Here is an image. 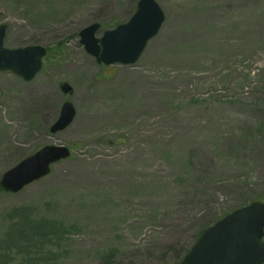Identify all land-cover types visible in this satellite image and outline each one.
<instances>
[{
	"label": "rangeland",
	"instance_id": "1",
	"mask_svg": "<svg viewBox=\"0 0 264 264\" xmlns=\"http://www.w3.org/2000/svg\"><path fill=\"white\" fill-rule=\"evenodd\" d=\"M157 1L166 21L140 60L106 66L79 34L99 23L101 38L139 0H0L5 47L48 51L31 82L0 71V181L44 146L72 150L0 193V264H179L264 202V0ZM65 102L76 117L52 134Z\"/></svg>",
	"mask_w": 264,
	"mask_h": 264
},
{
	"label": "water",
	"instance_id": "2",
	"mask_svg": "<svg viewBox=\"0 0 264 264\" xmlns=\"http://www.w3.org/2000/svg\"><path fill=\"white\" fill-rule=\"evenodd\" d=\"M165 20V12L157 0H140L127 23L106 31L101 38L96 37L101 25L94 23L80 32V42L100 65H133L158 35ZM7 29L6 24L0 25V71L12 72L31 82L43 69L47 49L39 45L9 49L4 45ZM60 88L66 95L73 94V88L66 82ZM75 117L74 105L65 102L50 132L65 130ZM70 156L69 147L44 146L6 171L0 187L6 193H19L49 176L53 165ZM181 264H264V203L256 201L236 209L206 229Z\"/></svg>",
	"mask_w": 264,
	"mask_h": 264
},
{
	"label": "bare ground",
	"instance_id": "3",
	"mask_svg": "<svg viewBox=\"0 0 264 264\" xmlns=\"http://www.w3.org/2000/svg\"><path fill=\"white\" fill-rule=\"evenodd\" d=\"M74 62H73V65L71 66V68H75V69L81 68V70L85 71V75H87V76H90L92 74V68L90 66H88V64L86 65L84 63H79V62L74 63ZM80 98L83 99V101H86L88 99V96H86L85 94H79L78 99H80Z\"/></svg>",
	"mask_w": 264,
	"mask_h": 264
},
{
	"label": "trees",
	"instance_id": "4",
	"mask_svg": "<svg viewBox=\"0 0 264 264\" xmlns=\"http://www.w3.org/2000/svg\"><path fill=\"white\" fill-rule=\"evenodd\" d=\"M0 193H4L3 190H2L1 188H0ZM221 218H222V217H221ZM208 227H209V226H208ZM204 230H205V229H204ZM204 230H203V231H204ZM203 231H202V232H203ZM202 232H201V233H202ZM201 233H200V234H201ZM200 234L198 235V237L200 236Z\"/></svg>",
	"mask_w": 264,
	"mask_h": 264
}]
</instances>
